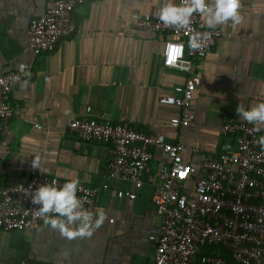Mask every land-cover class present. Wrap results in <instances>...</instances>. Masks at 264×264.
<instances>
[{
    "label": "crops",
    "instance_id": "1",
    "mask_svg": "<svg viewBox=\"0 0 264 264\" xmlns=\"http://www.w3.org/2000/svg\"><path fill=\"white\" fill-rule=\"evenodd\" d=\"M48 2L0 0V75L24 77L10 102L21 115L0 131V192L23 175L41 174L31 167L38 155L45 175L97 188L96 211L103 210L107 220L91 238L71 241L45 225L35 231H0V264H152L156 244L149 237L162 223L154 205L160 153L155 152L144 186L137 189L109 176L110 144L81 141L70 124L91 118L127 123L182 144L184 161L192 164L203 154L220 152L233 143L221 135V127L244 122L236 113L238 94L245 106L264 102V0H241L242 22L213 28L223 36L196 63L201 84L191 106L195 120L178 129L170 122L180 109L159 100L177 96L190 75L163 67L168 35L133 25L138 14L155 15L167 0H90L73 13L75 34L53 52L35 55L26 47L27 33ZM257 132L264 135V130ZM186 185L193 190L192 181ZM131 193L135 200L128 198Z\"/></svg>",
    "mask_w": 264,
    "mask_h": 264
},
{
    "label": "built area",
    "instance_id": "2",
    "mask_svg": "<svg viewBox=\"0 0 264 264\" xmlns=\"http://www.w3.org/2000/svg\"><path fill=\"white\" fill-rule=\"evenodd\" d=\"M88 1L49 0L45 14L29 26L26 47L35 55L53 52L61 40L75 34L73 13ZM133 25L138 30L169 36L162 51L163 67L184 71L190 77L176 89L177 96L159 101L180 109V115L171 119L173 128L188 127L195 120L191 106L201 84L196 63L207 57L223 31L207 27L199 14L193 15L187 28L166 26L152 14H138ZM196 34L199 49L190 46ZM23 80L18 72L0 75V131L21 115L10 102ZM69 128L81 141L110 144L109 176L129 181L137 189L144 186L143 177L151 171L155 152L160 153L154 205L162 223L149 237L156 244L152 264H229L221 255L204 251L215 247L226 250L236 264H264V148L255 142L262 135L251 124H224L221 135L232 138L233 143L224 145L218 153L201 155L195 164L184 161L182 144L138 132L127 123L76 119ZM190 181L192 191L186 185ZM53 182L62 187L68 181L45 174L23 175L15 185L3 189L0 231H35L43 226L44 218L37 215L38 206L31 198L36 188ZM98 193L97 188L79 183L77 195L84 209L96 212ZM124 196V192H118L119 198ZM128 198L135 200L137 195L131 193ZM20 264L40 263L23 260Z\"/></svg>",
    "mask_w": 264,
    "mask_h": 264
},
{
    "label": "clouds",
    "instance_id": "3",
    "mask_svg": "<svg viewBox=\"0 0 264 264\" xmlns=\"http://www.w3.org/2000/svg\"><path fill=\"white\" fill-rule=\"evenodd\" d=\"M241 0H167L155 13L158 20L169 27L187 28L191 24L194 14H199L209 28L231 24L238 26L242 22L240 14ZM199 34L190 41V46L199 49ZM241 103L237 105L236 113L241 121L254 126L257 131L264 130V102L245 106L242 97L238 94ZM264 148V135L255 141ZM31 167L38 169L41 174H47L42 166L40 156H35ZM79 180H69L62 187L55 182L42 184L33 191L31 202L37 205L36 213L44 218V225L59 233L61 238L74 240L91 238L107 220L103 210L95 213L86 210L78 197Z\"/></svg>",
    "mask_w": 264,
    "mask_h": 264
},
{
    "label": "trees",
    "instance_id": "4",
    "mask_svg": "<svg viewBox=\"0 0 264 264\" xmlns=\"http://www.w3.org/2000/svg\"><path fill=\"white\" fill-rule=\"evenodd\" d=\"M204 251H206L207 253H211V254H219L223 258H225L229 264H236L234 261H232L230 254L226 250L220 247L205 248Z\"/></svg>",
    "mask_w": 264,
    "mask_h": 264
}]
</instances>
